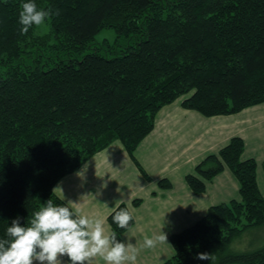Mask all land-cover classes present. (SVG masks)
<instances>
[{"label":"trees","instance_id":"1","mask_svg":"<svg viewBox=\"0 0 264 264\" xmlns=\"http://www.w3.org/2000/svg\"><path fill=\"white\" fill-rule=\"evenodd\" d=\"M23 2L0 0V238L49 198L67 203L55 184L115 140L147 175L135 151L164 105L185 95L184 107L213 116L264 102V0H35L60 14L49 17V32L22 35ZM104 28L117 32L114 43H95ZM244 149L233 137L187 176L200 193L229 167L240 198L174 233L165 264H209L198 252L214 264H264V245L231 248L240 230L264 224L257 162ZM113 214L111 231L123 240L134 216L119 228Z\"/></svg>","mask_w":264,"mask_h":264},{"label":"crops","instance_id":"2","mask_svg":"<svg viewBox=\"0 0 264 264\" xmlns=\"http://www.w3.org/2000/svg\"><path fill=\"white\" fill-rule=\"evenodd\" d=\"M244 140L243 159L257 162V180L264 194V102L231 114L206 116L186 108L182 99L164 105L154 129L138 145L135 159L121 140L94 154L80 168L63 176L54 186L64 201H72L83 214L102 219L111 231L108 217L117 204L126 203L135 222L123 234L139 248L144 236L162 232L166 241L142 249L135 264H165L174 255L171 236L202 219L211 206L240 198V184L226 167L206 190L195 192L187 176L210 154H218L233 137ZM171 183L160 186V180ZM139 199V204L134 200ZM62 264H70L62 258ZM93 264H102L98 259Z\"/></svg>","mask_w":264,"mask_h":264},{"label":"clouds","instance_id":"3","mask_svg":"<svg viewBox=\"0 0 264 264\" xmlns=\"http://www.w3.org/2000/svg\"><path fill=\"white\" fill-rule=\"evenodd\" d=\"M18 23L20 33L27 34L33 26H41L59 10L40 8L35 0L20 6ZM55 189H53V192ZM123 203V200H120ZM112 220L119 228H127L133 220L132 213L119 204L113 208ZM6 238H0V264H135L139 252L154 248L166 241V234L144 236L138 248L130 240L117 238L115 231L106 229L102 219L83 214L72 201L56 204L51 198L32 213L27 222L21 217L12 219L6 228ZM195 258L214 264L210 252H198Z\"/></svg>","mask_w":264,"mask_h":264},{"label":"rangeland","instance_id":"4","mask_svg":"<svg viewBox=\"0 0 264 264\" xmlns=\"http://www.w3.org/2000/svg\"><path fill=\"white\" fill-rule=\"evenodd\" d=\"M37 30L44 34L49 32L50 31L49 18L46 20V22L43 25L37 26ZM116 38H117V32L113 28H104L103 30L100 31V33L97 34L95 43H106V42L114 43ZM183 97L185 98L186 96L184 95L179 99L183 100ZM263 245H264V224L258 226H251L246 229L240 230L239 233L234 238L231 244V248L234 251H247L258 248ZM174 253H175V247H174Z\"/></svg>","mask_w":264,"mask_h":264}]
</instances>
